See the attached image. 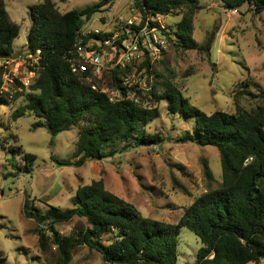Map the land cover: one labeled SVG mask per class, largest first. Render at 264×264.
Listing matches in <instances>:
<instances>
[{"label":"trees","instance_id":"1","mask_svg":"<svg viewBox=\"0 0 264 264\" xmlns=\"http://www.w3.org/2000/svg\"><path fill=\"white\" fill-rule=\"evenodd\" d=\"M115 1L102 0L83 10L66 13L60 12L53 0L33 5L26 48L27 55L37 58L38 64L30 67L36 76L26 87L19 79L4 82L5 74L9 73L5 61L15 54L14 41L21 26L12 20L5 0H0V102L9 104L26 97L27 104L12 118L17 120L28 112L34 114L33 128L48 129L52 144L59 134L81 127L75 161L62 162L52 157L60 166L81 167L88 161L114 158L128 149L160 147L166 140L160 133L146 131L160 117L158 107H145L139 101V90L123 87L122 79L130 73L129 67L113 66L101 76L92 71L78 75L67 60L82 38L85 42L99 39L103 43L113 38V34L101 32L84 37L82 31L87 20L105 7H112ZM198 1L136 0V8L144 20L180 15L177 30L167 27L163 31L168 42L182 51L211 52L216 31L202 46L194 38L195 15L203 9ZM220 1L230 11L239 12L247 5L256 15L264 13V0ZM128 38L123 33L113 48L103 44L93 50L106 53L104 50L109 49L115 57L120 56ZM143 68L152 72L150 60L143 63ZM164 73L157 74L161 82L149 92L153 102L165 101L171 114L196 119L194 132H186L179 142L215 147L220 155L222 182L215 187L213 172L203 160L208 190L185 209L178 224L145 217L133 204L111 193L103 179L80 186L73 207L67 210L49 206L44 212L26 198L24 211L37 224L35 233L47 264H71L74 251L81 245L98 252L105 264H177L178 236L183 228L194 232L203 245L195 264L264 261V92L250 94L262 102L256 108H243L236 95L235 113L217 111L208 115L191 105L179 87L165 79ZM106 74L110 85L106 84ZM129 91L136 95L132 97ZM7 144L6 138L0 139V148L16 156L17 150ZM24 159L32 164L36 156L25 154ZM76 218L85 221L79 235L62 236L57 231L56 225Z\"/></svg>","mask_w":264,"mask_h":264},{"label":"rangeland","instance_id":"2","mask_svg":"<svg viewBox=\"0 0 264 264\" xmlns=\"http://www.w3.org/2000/svg\"><path fill=\"white\" fill-rule=\"evenodd\" d=\"M41 1L5 0L12 20L21 26L20 35L14 41L15 54L5 63L10 74H17L21 79L28 77L31 62L37 60L29 59L26 45L32 25L30 8ZM53 1L60 12L66 13L83 10L102 0ZM198 2L203 9L195 15L194 38L202 46L216 31L212 51H182L168 42L164 57L152 64L151 73L141 69L143 63L135 64L128 73L130 86L141 92L139 101L145 107L156 105L159 109L160 117L146 131L160 133L166 139L161 148L140 146L108 160L88 161L81 167L60 166L52 157L62 162L75 161L81 127L59 134L52 144L48 129L33 128L34 114L28 112L17 120L12 118L27 104L26 97L9 104L0 102V139L6 138L8 147L17 150L14 156L0 148V264H47L46 256L39 249L37 224L24 211L26 198L44 212L49 206L67 210L73 207L80 186L103 179L111 193L133 204L145 217L178 224L185 209L208 190L203 160L213 172L215 187L220 185L219 151L212 146L179 142L186 132H194L196 119L171 114L165 101L154 103L146 90L151 75H155L153 85L157 86L161 82L157 74L168 71L164 73L165 79L172 80L191 105L208 115L217 111L235 113L236 95L247 110L260 106L261 100L250 94L264 92V13L256 15L247 5L239 12L230 11L220 0ZM139 16L136 0H116L112 7H105L87 20L82 33L98 30L113 37L121 36L125 22ZM181 19L180 15L173 14L162 17L161 21L166 28L177 30ZM104 51L101 52L105 56L103 71L107 72L122 54L115 57L111 50ZM109 80L106 74V84ZM130 95L134 97L136 93L130 91ZM25 154L35 155L36 160L28 164ZM84 224V220L76 218L56 225V229L62 236L79 235V228ZM202 247L199 237L183 228L178 236L177 264H195ZM71 264L105 263L98 252L81 245L74 251Z\"/></svg>","mask_w":264,"mask_h":264},{"label":"built area","instance_id":"3","mask_svg":"<svg viewBox=\"0 0 264 264\" xmlns=\"http://www.w3.org/2000/svg\"><path fill=\"white\" fill-rule=\"evenodd\" d=\"M162 17H148L146 20L140 15L139 18L134 20H128L125 22V29L123 30L126 35L129 36L128 39L124 41L123 53L119 58V61L114 65L115 67H120L125 69L127 67L131 68L137 63H145L146 60H150V63L160 61L164 57V53L168 48V40L164 35L163 31L166 30V27L161 21ZM124 23L120 21V24ZM98 30H92L88 33H84V37L90 35L99 34ZM120 36H115L111 40L103 43L99 39H92L89 42H85V39L82 38L75 45V49L72 52H69L67 55V60L70 63L73 73L78 75H83L88 71L96 76H101L104 69V60L105 56H101V53L93 50L90 43L96 44L98 47H101L103 44L106 46H112L114 42L119 39ZM29 59H33V55L28 56ZM35 64H38V59L36 62H31L30 67H34ZM146 69V68H143ZM28 77L21 79L17 74L6 73L4 76L5 84H8L13 79H19L24 86L28 87L32 79L36 76L34 70L28 71ZM130 76L128 74L123 77L122 85L123 87L130 90ZM155 80V75L150 76V86L147 88V92L152 90ZM137 90V87H135ZM140 91V90H139ZM120 93H118L119 95ZM130 95V91L128 93ZM260 264H264L262 261Z\"/></svg>","mask_w":264,"mask_h":264},{"label":"water","instance_id":"4","mask_svg":"<svg viewBox=\"0 0 264 264\" xmlns=\"http://www.w3.org/2000/svg\"><path fill=\"white\" fill-rule=\"evenodd\" d=\"M162 146H160V148H161Z\"/></svg>","mask_w":264,"mask_h":264},{"label":"crops","instance_id":"5","mask_svg":"<svg viewBox=\"0 0 264 264\" xmlns=\"http://www.w3.org/2000/svg\"><path fill=\"white\" fill-rule=\"evenodd\" d=\"M256 264V263H255Z\"/></svg>","mask_w":264,"mask_h":264}]
</instances>
